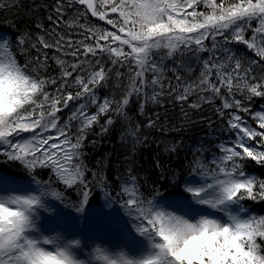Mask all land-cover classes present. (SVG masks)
I'll list each match as a JSON object with an SVG mask.
<instances>
[{
  "label": "snow or ice",
  "instance_id": "1",
  "mask_svg": "<svg viewBox=\"0 0 264 264\" xmlns=\"http://www.w3.org/2000/svg\"><path fill=\"white\" fill-rule=\"evenodd\" d=\"M18 4L0 0V12ZM40 7L47 15L35 35L0 37V156L31 177L28 186L0 178V264H264V214L243 203L264 202V177L245 171L248 161L264 167V109L250 106L264 99V0H51ZM237 44L246 56L230 47ZM112 75L126 77L119 97L101 95ZM134 98L141 112L149 102L163 107L165 98L197 111L219 101L228 136L207 156L193 155L180 197L143 189L131 167L112 182L96 172L86 178V142L97 126L103 135L128 122L125 135L139 141L140 125L129 116ZM69 190L77 202L65 203ZM96 191L104 208L118 207L126 218V226H109L131 255L100 245L85 252L79 235L41 227L52 202L83 214ZM130 232L143 242L139 253Z\"/></svg>",
  "mask_w": 264,
  "mask_h": 264
},
{
  "label": "trees",
  "instance_id": "2",
  "mask_svg": "<svg viewBox=\"0 0 264 264\" xmlns=\"http://www.w3.org/2000/svg\"><path fill=\"white\" fill-rule=\"evenodd\" d=\"M50 2L51 0H19L18 6H14L10 11L0 12V33L7 34L11 40L18 39L24 33L35 35L38 32L35 25L45 22L47 15L42 7L35 8V6ZM34 8L35 11H33ZM110 28L111 26L108 29ZM239 53L242 55L241 51ZM35 54L33 51L32 55ZM49 56H52L51 51ZM61 58L71 62V57L62 56ZM24 59L26 58L20 57V62L23 63ZM175 59L179 62V54ZM165 63L171 66V62L165 61ZM48 65L50 73L57 75L59 69L55 61L49 59ZM121 81L126 82V77L118 80L115 75H112L109 83L101 91V95L119 97L123 90ZM139 103L134 98L128 106L131 122L140 125L139 141L125 135L129 126L125 121L116 123L106 134L96 135L99 126L96 127L95 132L90 133L89 140L86 142L85 160L86 166L92 170L86 173V178L92 182V172H96L106 176L107 180L112 182L115 177H125L127 169L131 167L134 169V174L140 178L143 189L155 188L158 192L166 194H182L183 181L189 178L188 168L193 155L203 151L207 156L214 150L215 144L225 141V137L228 136L225 123L216 113L219 101L204 104L198 111L188 108L187 104H175L168 98L163 100V107L151 102L145 104L142 112L139 110ZM250 106L255 110L264 109V99L256 98ZM181 108L187 112V117L184 116ZM66 115L65 111L64 117ZM157 115L160 119L156 121V126L147 127L148 121L155 119ZM249 123H251L250 118ZM165 146L168 148L175 146L176 151L167 153L164 151ZM245 171L253 176L264 177V167L252 161L245 163ZM0 173L14 178L29 177L19 161H9L2 156H0ZM111 190L110 185L108 191ZM92 194L90 203H98L102 193L96 191ZM243 203L245 207L252 209L254 214H264V202Z\"/></svg>",
  "mask_w": 264,
  "mask_h": 264
},
{
  "label": "rangeland",
  "instance_id": "3",
  "mask_svg": "<svg viewBox=\"0 0 264 264\" xmlns=\"http://www.w3.org/2000/svg\"><path fill=\"white\" fill-rule=\"evenodd\" d=\"M88 22L100 28H109V25H106L105 22L98 21L95 18L89 17ZM0 37L5 36L0 35ZM230 47L238 50L237 55L239 56H245V54L247 55L246 49L243 45H230ZM239 51L242 52V55H240ZM193 75H195V73H193ZM66 113L68 115L67 110ZM84 163L87 165L86 160L84 161ZM87 169L89 172L92 170L88 167ZM0 178L8 182L25 186H28L31 181V179L7 177L1 173ZM57 190L59 191L60 188H58ZM66 195L68 197V199L65 200L66 204L77 202V192L69 190L66 192ZM92 195L90 197V200L92 199ZM159 195L161 197L167 198L161 195V193H159ZM180 196L181 195H174L172 198H177ZM90 200L85 212L79 215L71 207L66 208L59 202H52L51 207L54 209V212L53 214H41V227L45 231L57 229V232H63V234L69 238H71L73 235H79L76 236V238H82V244L89 245L88 248H85V252H88L90 249L95 248L97 245H100L105 249L116 250L115 252L117 253H128V249L124 247L125 241L119 234L112 231L109 226V222L113 220H120V222L125 224V226L127 225L126 218L123 216L121 210L118 207H113L112 209L104 208L103 197H99V200L101 202L98 204V206L96 205L94 207H90ZM57 232H52L51 235L55 236ZM83 235H85L84 239ZM93 239H95V244L92 243ZM101 241H103V243H101ZM128 241L131 243L132 251L134 253H139L143 249V242L140 241L134 233L130 232ZM128 254L131 255L132 253ZM97 264H99V262H97Z\"/></svg>",
  "mask_w": 264,
  "mask_h": 264
}]
</instances>
